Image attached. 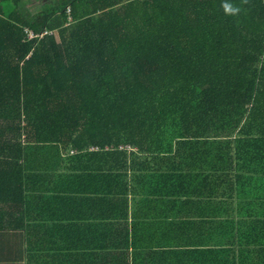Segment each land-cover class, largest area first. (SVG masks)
<instances>
[{"label": "trees", "instance_id": "trees-1", "mask_svg": "<svg viewBox=\"0 0 264 264\" xmlns=\"http://www.w3.org/2000/svg\"><path fill=\"white\" fill-rule=\"evenodd\" d=\"M27 2L0 0V214L77 212L82 258L264 264V0Z\"/></svg>", "mask_w": 264, "mask_h": 264}, {"label": "crops", "instance_id": "crops-1", "mask_svg": "<svg viewBox=\"0 0 264 264\" xmlns=\"http://www.w3.org/2000/svg\"><path fill=\"white\" fill-rule=\"evenodd\" d=\"M34 1L36 0H31V4ZM45 1L43 2L45 3ZM136 188L141 190V192L132 193L128 196L127 222L129 229H131L132 223L135 221L134 217L137 218L138 222L135 226L142 230L148 207L142 206L140 209L138 208L141 206V202H138V200L143 198V193L141 185ZM44 194H46L45 196L50 195L49 193ZM81 211L80 214L82 215ZM76 213L74 215L65 212L55 214L52 209L46 208L42 211L37 207L31 210L30 221L26 219L21 220L13 215L2 216L0 214V264H115L114 258H82L77 255L76 250L75 252L73 249L72 251H61L63 250L62 248H77L82 246L81 225H78L82 219H76L78 218ZM69 217L73 218L70 219ZM90 217H92V214ZM90 220L93 222V219ZM129 240L130 242L132 241L131 235H129ZM134 242L140 245H157L153 237L146 239L134 237ZM25 246L30 247L26 250ZM37 248H49L50 250L47 251L49 254H56L54 250L58 248L60 249L58 252L59 256L58 258H38L35 256L39 253ZM131 250L132 246H130L129 252ZM44 254H46V251ZM123 259L124 264H193V258Z\"/></svg>", "mask_w": 264, "mask_h": 264}, {"label": "clouds", "instance_id": "clouds-1", "mask_svg": "<svg viewBox=\"0 0 264 264\" xmlns=\"http://www.w3.org/2000/svg\"><path fill=\"white\" fill-rule=\"evenodd\" d=\"M222 7L226 14L235 15L240 11L239 7L233 6L231 3H227V2L223 3Z\"/></svg>", "mask_w": 264, "mask_h": 264}, {"label": "rangeland", "instance_id": "rangeland-1", "mask_svg": "<svg viewBox=\"0 0 264 264\" xmlns=\"http://www.w3.org/2000/svg\"><path fill=\"white\" fill-rule=\"evenodd\" d=\"M43 1H45V0H36V1H34V2H32V4H31V0H28V4H27V7L31 10V9H34V10H36L37 8H39V7H41L42 6V4L44 3ZM55 1V0H54ZM45 2H47V1H45ZM41 5V6H40ZM30 34V33H29Z\"/></svg>", "mask_w": 264, "mask_h": 264}]
</instances>
